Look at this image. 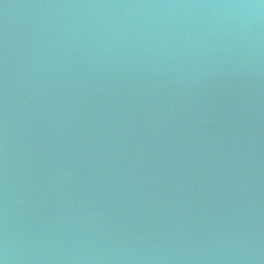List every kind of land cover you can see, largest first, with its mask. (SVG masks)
Listing matches in <instances>:
<instances>
[{
    "label": "water",
    "instance_id": "95a60500",
    "mask_svg": "<svg viewBox=\"0 0 264 264\" xmlns=\"http://www.w3.org/2000/svg\"><path fill=\"white\" fill-rule=\"evenodd\" d=\"M0 264H264V0H0Z\"/></svg>",
    "mask_w": 264,
    "mask_h": 264
}]
</instances>
